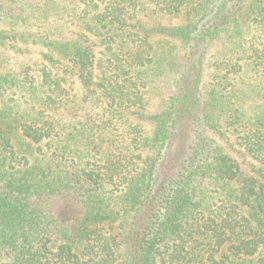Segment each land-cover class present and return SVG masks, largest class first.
<instances>
[{
    "label": "trees",
    "instance_id": "obj_1",
    "mask_svg": "<svg viewBox=\"0 0 264 264\" xmlns=\"http://www.w3.org/2000/svg\"><path fill=\"white\" fill-rule=\"evenodd\" d=\"M0 264H264V0H0Z\"/></svg>",
    "mask_w": 264,
    "mask_h": 264
},
{
    "label": "rangeland",
    "instance_id": "obj_2",
    "mask_svg": "<svg viewBox=\"0 0 264 264\" xmlns=\"http://www.w3.org/2000/svg\"><path fill=\"white\" fill-rule=\"evenodd\" d=\"M40 55H39V51L38 50H35L33 51L30 55H23V56H15V54L11 55V61L10 63H12L14 66H17V65H20V64H24L26 62H31V61H34V60H37L39 59ZM206 80H205V83L207 82V76L209 74V70L206 71ZM236 150H238L236 148ZM232 154L236 157V158H239L240 159V155H239V152H235V149H234V152H232Z\"/></svg>",
    "mask_w": 264,
    "mask_h": 264
}]
</instances>
